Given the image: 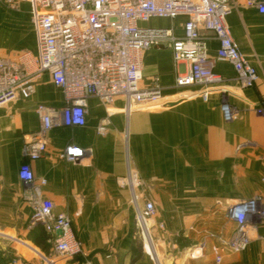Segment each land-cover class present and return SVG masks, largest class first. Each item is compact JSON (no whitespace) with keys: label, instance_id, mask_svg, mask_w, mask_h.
Segmentation results:
<instances>
[{"label":"crops","instance_id":"crops-1","mask_svg":"<svg viewBox=\"0 0 264 264\" xmlns=\"http://www.w3.org/2000/svg\"><path fill=\"white\" fill-rule=\"evenodd\" d=\"M260 2L227 0L226 23L259 75L254 88L241 86L233 65L217 57L218 42L205 32V65L223 77L206 89L207 101L201 86L175 85L189 67L176 63L169 47L158 46L143 54L141 81L142 87L161 88L158 102L136 105L127 115L124 98L107 105L91 97L85 125L49 131L47 152L39 160L29 161L23 153L40 127L36 108H65L63 91L44 74L31 97L0 107V254L9 264H154L138 234L131 190L119 184L129 167L138 177L142 203L155 205L152 234L161 264H215L217 248L225 264H264V116L256 112L264 105ZM184 21L153 19L149 25L182 34ZM23 52L38 55L30 2L0 0V58ZM224 103L237 110L230 122L223 116ZM69 145L83 148L85 157L62 159ZM24 163L37 181L46 180L42 198L72 219L84 256L67 260L54 253L52 236L34 221L37 200L19 178ZM253 198H259L263 216L250 228L248 248L233 253L223 244L236 228L228 206ZM198 247L202 256L191 258Z\"/></svg>","mask_w":264,"mask_h":264},{"label":"built area","instance_id":"built-area-1","mask_svg":"<svg viewBox=\"0 0 264 264\" xmlns=\"http://www.w3.org/2000/svg\"><path fill=\"white\" fill-rule=\"evenodd\" d=\"M37 36L38 55L23 52L16 58H0V107L19 98L28 99L37 81L49 74L53 83L63 91L66 107L59 110L38 105L39 129L24 144L23 153L29 161L43 158L47 152V134L55 127H80L86 123L87 101L98 98L109 105L116 98L126 101V114L133 104L158 102L161 88L142 87L143 54L158 46L169 47L174 60L187 64V72L179 74L175 85L179 88L201 86L203 98L208 100L207 88L219 85L223 77L205 65L207 41L205 32L212 34L219 48L217 57L230 62L243 88L256 86V68L240 51L226 23L229 13L227 0H28ZM264 14V0L258 5ZM184 18L183 32L173 28L150 27L153 19ZM226 122L237 110L228 103L222 105ZM264 116V105L256 108ZM101 125L100 132H105ZM86 151L75 145L67 146L60 157L68 162L84 158ZM20 180L29 187L37 200L34 221L52 236L54 253L63 259L84 256L72 219L56 213L53 202L42 198L46 180L37 181L31 165L24 163ZM122 187L131 190L136 224L141 234L145 253L154 264H161L150 234L155 216V205L138 194V177L129 167L119 178ZM228 215L236 228L225 247L233 253L245 251L250 244V228L263 214L259 198L236 202L228 206ZM202 256L198 247L190 253L193 259ZM53 260H51V263ZM54 263V262H53ZM84 264H92L85 261ZM215 264H225L222 249H216Z\"/></svg>","mask_w":264,"mask_h":264},{"label":"rangeland","instance_id":"rangeland-1","mask_svg":"<svg viewBox=\"0 0 264 264\" xmlns=\"http://www.w3.org/2000/svg\"><path fill=\"white\" fill-rule=\"evenodd\" d=\"M147 88V87H146ZM139 104H141V103H136V104H133V107H132V110H133V108L136 106V105H139ZM126 101H125V108H126ZM157 227L159 228V229H162L163 230V228H164V225L163 224H158L157 225ZM138 228V227H137ZM138 234H139V236H140V238H141V240H142V243L144 244V241H143V238H142V236H141V234L139 233V230H138ZM150 234H151V238H152V241H153V245H154V248H155V251H156V254H157V250H156V243H155V240H154V236H153V234H152V223H151V225H150ZM158 256V255H157Z\"/></svg>","mask_w":264,"mask_h":264},{"label":"trees","instance_id":"trees-1","mask_svg":"<svg viewBox=\"0 0 264 264\" xmlns=\"http://www.w3.org/2000/svg\"><path fill=\"white\" fill-rule=\"evenodd\" d=\"M11 261L9 259H5L0 254V264H9Z\"/></svg>","mask_w":264,"mask_h":264}]
</instances>
